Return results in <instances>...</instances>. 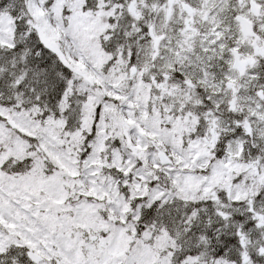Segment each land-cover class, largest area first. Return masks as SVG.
<instances>
[{
	"label": "snow or ice",
	"instance_id": "obj_1",
	"mask_svg": "<svg viewBox=\"0 0 264 264\" xmlns=\"http://www.w3.org/2000/svg\"><path fill=\"white\" fill-rule=\"evenodd\" d=\"M0 264H264V0H0Z\"/></svg>",
	"mask_w": 264,
	"mask_h": 264
}]
</instances>
